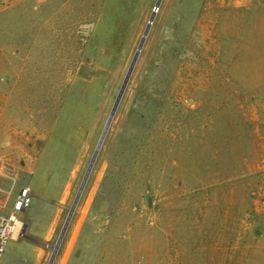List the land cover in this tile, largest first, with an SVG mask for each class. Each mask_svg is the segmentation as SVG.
Returning a JSON list of instances; mask_svg holds the SVG:
<instances>
[{
	"label": "rangeland",
	"instance_id": "rangeland-1",
	"mask_svg": "<svg viewBox=\"0 0 264 264\" xmlns=\"http://www.w3.org/2000/svg\"><path fill=\"white\" fill-rule=\"evenodd\" d=\"M153 15L53 264H264V0H0V217L60 203L39 264Z\"/></svg>",
	"mask_w": 264,
	"mask_h": 264
},
{
	"label": "crops",
	"instance_id": "crops-1",
	"mask_svg": "<svg viewBox=\"0 0 264 264\" xmlns=\"http://www.w3.org/2000/svg\"><path fill=\"white\" fill-rule=\"evenodd\" d=\"M8 99L0 87V124L7 109ZM9 142L8 137L0 134V142ZM61 202V201H60ZM60 203L46 194L32 192V204L25 210L20 218L25 223L23 232L28 239L18 236L19 230L13 240L7 246L6 257H10L16 264H39L43 254V245L45 241L54 236L59 222ZM7 219L6 217H0ZM4 256V257H5ZM1 262H6L2 260Z\"/></svg>",
	"mask_w": 264,
	"mask_h": 264
},
{
	"label": "water",
	"instance_id": "water-1",
	"mask_svg": "<svg viewBox=\"0 0 264 264\" xmlns=\"http://www.w3.org/2000/svg\"><path fill=\"white\" fill-rule=\"evenodd\" d=\"M160 4H161V1H159V2L157 3V5H156V9L159 8ZM154 18H155V15H153V16L151 17V19H150V21H149V24H148V27H147V29H146L144 35H143V38H142V40H141V43H140L139 48H138V50H137V53H136V55H135V57H134V59H133V62H132V65H131L130 71H129V73H128L127 77H126L125 83H124V85H123V87H122L121 93H120V95H119V97H118V99H117V102H116V104H115V107H114V109H113L111 115L108 117V120H109V121H108V123L106 124V127H105V129H104L103 135H102V137H101V139H100V142H99V145H98V147H97V149H96V151H95V153H94V156H93L92 161H91V163H90V166H89V169H88V171H87V174H86V176H85V178H84V181H83V183H82V185H81V187H80V189H79V191H78V194H77V196H76V198H75V200H74V203H73L72 208H71V210H70V212H69V215H68V217H67V220H66V222H65V225H64V227H63V229H62V231H61V234H60V237H59L58 244L52 249V256H51V259H50V261H49V264H53V263H54V261H55V259H56V255H57L58 249H59V246H60V244L62 243V241L64 240V238H65V236H66V233H67L68 227H69V225H70V223H71V221H72V218H73V216H74V213H75V211H76V209H77V207H78V205H79V202H80V200H81L82 194H83L84 189H85V186H86V184H87L88 177H89V175H90V173H91V171H92V168H93V166H94V164H95V162H96V159H97V157H98V155H99L100 149H101V147H102V145H103V143H104V141H105V138H106L107 132H108V130H109L110 124H111V122H112V120H113V118H114V116H115V113H116V110H117V108H118L119 102H120V100H121V98H122V95H123V93H124V91H125V89H126V86H127L128 82H129V79H130L131 73H132V71H133L134 65L136 64V62H137V60H138V57H139V54H140L141 50L143 49V46H144L145 41H146V38H147V36H148V34H149V31H150L151 25H152V23H153V21H154Z\"/></svg>",
	"mask_w": 264,
	"mask_h": 264
},
{
	"label": "built area",
	"instance_id": "built-area-1",
	"mask_svg": "<svg viewBox=\"0 0 264 264\" xmlns=\"http://www.w3.org/2000/svg\"><path fill=\"white\" fill-rule=\"evenodd\" d=\"M31 204V189H23L14 203L13 212L9 218H0V261L6 254L9 242L13 240L18 230V236L24 237L23 227L25 226V223L20 218V215L27 210Z\"/></svg>",
	"mask_w": 264,
	"mask_h": 264
},
{
	"label": "bare ground",
	"instance_id": "bare-ground-1",
	"mask_svg": "<svg viewBox=\"0 0 264 264\" xmlns=\"http://www.w3.org/2000/svg\"><path fill=\"white\" fill-rule=\"evenodd\" d=\"M108 121H109V120H108V118H107L106 124L108 123Z\"/></svg>",
	"mask_w": 264,
	"mask_h": 264
}]
</instances>
